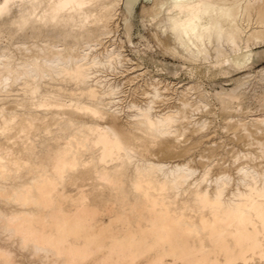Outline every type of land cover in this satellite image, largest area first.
Masks as SVG:
<instances>
[{
  "label": "bare ground",
  "instance_id": "1",
  "mask_svg": "<svg viewBox=\"0 0 264 264\" xmlns=\"http://www.w3.org/2000/svg\"><path fill=\"white\" fill-rule=\"evenodd\" d=\"M121 1L131 16L140 0H0V264H264L263 160L177 159L207 97L123 81L130 59L108 28ZM196 1L161 2L180 42L202 40L209 11V37L234 52L240 16L264 29V0Z\"/></svg>",
  "mask_w": 264,
  "mask_h": 264
},
{
  "label": "rangeland",
  "instance_id": "2",
  "mask_svg": "<svg viewBox=\"0 0 264 264\" xmlns=\"http://www.w3.org/2000/svg\"><path fill=\"white\" fill-rule=\"evenodd\" d=\"M162 1L140 0L131 16L125 10L123 2H120L116 14L108 23V28L112 30V35L122 41L124 53L130 60L125 64L122 73L120 72L124 73L122 76L125 77L123 78L121 74H118V77H122L123 81L127 78L134 79L133 81L137 84L148 78H159L174 82V88L179 85L192 84L193 92L195 91L193 96L203 94L207 97L208 105L202 106L203 108H200L194 115L196 121H201L203 118L206 125L202 128L196 126L198 128L195 134H187L181 138V145L185 147V152L187 149L188 151L181 154L186 156L179 155L182 158L178 157V160L189 158L190 164L201 171L204 163L200 165L199 162L205 161L206 163L211 159H216L215 165L224 167L230 172L236 166L235 163L247 161V155L242 154L248 151L252 152L255 157L257 156V160L261 159L264 162L259 146L244 138L251 130V132L260 130L257 132L264 134V125L249 122V119L264 111V72H260L264 70L262 23L254 14L240 16L237 19L236 31L226 32L229 38L235 37L239 42L240 50L234 52L225 42L217 43L214 38L209 37L210 28L213 27L211 18L213 13L209 11L201 15L202 40L197 41L184 37V41L180 42L171 30L176 11L170 8L167 10L166 5L162 7ZM196 2L193 0L194 4ZM216 92H224L226 97L233 100L231 108L225 111L220 109ZM243 125L246 126L247 132ZM207 149H210V152L212 149L215 150L209 154ZM202 153L205 154L202 155ZM72 190L71 193L74 194L75 191Z\"/></svg>",
  "mask_w": 264,
  "mask_h": 264
}]
</instances>
